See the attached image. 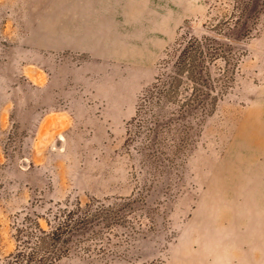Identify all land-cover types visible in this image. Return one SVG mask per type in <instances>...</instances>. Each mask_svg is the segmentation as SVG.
<instances>
[{
  "label": "rangeland",
  "instance_id": "1",
  "mask_svg": "<svg viewBox=\"0 0 264 264\" xmlns=\"http://www.w3.org/2000/svg\"><path fill=\"white\" fill-rule=\"evenodd\" d=\"M257 1L244 32L228 30L233 0H0V264L21 228L79 208L97 217L55 264H264V150L240 139L248 121L264 138ZM186 33L239 63L211 115L155 141L161 109L140 98Z\"/></svg>",
  "mask_w": 264,
  "mask_h": 264
},
{
  "label": "trees",
  "instance_id": "2",
  "mask_svg": "<svg viewBox=\"0 0 264 264\" xmlns=\"http://www.w3.org/2000/svg\"><path fill=\"white\" fill-rule=\"evenodd\" d=\"M233 1V24L230 23L228 30L240 28L244 32H251L260 20L258 1ZM215 28L218 34H227L220 23ZM167 50L163 59L164 71L156 78L151 89L140 98V105L151 100L161 109L159 113L152 115V122L157 126L153 128L155 141L175 139L170 137L173 121L197 122L211 115L228 93L239 63L232 44L224 43L217 37L198 38L186 33ZM219 61L224 64L218 68ZM218 70L220 74L217 73ZM166 106H174L175 112L165 113L163 110ZM169 117L170 121H166ZM161 121H166L165 125H161ZM193 128L184 126V140L179 142V147L185 145L186 148ZM164 135L167 138H159ZM96 217L79 208L65 214L58 222L49 223L50 231L39 227L35 232L23 227L20 230L21 247L1 264H55L68 253V242ZM66 228L69 230L66 231Z\"/></svg>",
  "mask_w": 264,
  "mask_h": 264
},
{
  "label": "bare ground",
  "instance_id": "3",
  "mask_svg": "<svg viewBox=\"0 0 264 264\" xmlns=\"http://www.w3.org/2000/svg\"><path fill=\"white\" fill-rule=\"evenodd\" d=\"M242 138H244L243 141L247 144L246 150L252 148V145H251L252 143H254L261 150H264V138L260 136L259 126H257V124L250 123V121H248V123L244 125L243 131L241 133L240 139ZM237 148H244V144L239 142ZM258 154L259 153H257V155ZM220 184L222 183L218 182L217 188L219 187ZM214 193L218 194V191L217 192L214 191Z\"/></svg>",
  "mask_w": 264,
  "mask_h": 264
}]
</instances>
